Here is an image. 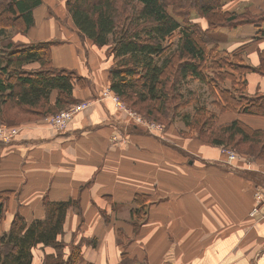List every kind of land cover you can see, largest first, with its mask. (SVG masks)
<instances>
[{
  "label": "crops",
  "instance_id": "1",
  "mask_svg": "<svg viewBox=\"0 0 264 264\" xmlns=\"http://www.w3.org/2000/svg\"><path fill=\"white\" fill-rule=\"evenodd\" d=\"M58 1L64 6L65 0ZM41 2L33 9L34 24L15 39L53 42L52 66L86 80L83 90L75 82L72 98L89 105L63 133L31 123L11 143L0 144V233L9 231L15 213L26 223L43 219V198L73 200L78 208L66 211L62 228L64 258L80 246L88 264H264V216L250 217L258 186L264 190V161L250 170L242 162L228 166L220 147L176 132L157 139L126 121L100 95L109 87L104 71L112 59L82 37L69 17L66 24L58 20L54 0ZM222 9L258 15L264 0H227ZM194 22L203 31L208 27L203 18ZM263 32L264 22L213 31L222 36L218 50L241 53L254 69L242 76L249 96L264 95ZM237 114L224 112L218 120L264 130V117ZM136 195L147 201L144 214L132 220ZM50 254L55 251L48 247L34 249L31 264H44Z\"/></svg>",
  "mask_w": 264,
  "mask_h": 264
},
{
  "label": "trees",
  "instance_id": "2",
  "mask_svg": "<svg viewBox=\"0 0 264 264\" xmlns=\"http://www.w3.org/2000/svg\"><path fill=\"white\" fill-rule=\"evenodd\" d=\"M221 3L222 0H176L174 3L167 0H65V8L82 37L99 48L107 47L113 58L107 75L109 90L130 108L141 110L143 106L152 120L157 116L158 119L179 117L185 128L215 147L259 143L264 154V130H253L239 120L214 128L216 115L205 105L192 104L199 101L196 93L188 87L182 89L181 82L191 78L208 86L207 94L213 99L211 106L220 113L231 111L264 117V95L249 96L242 79L246 72L254 69L245 63L225 66L215 57L219 50L213 34L221 27L264 22V18L258 20L264 12L255 15L257 18L249 13L243 20L236 12L224 11V3ZM41 4V0H0V21L7 16L11 22L8 26L13 27L18 21L23 30H28L34 24L33 9ZM170 5L176 8V14L168 12ZM192 14L205 19L206 30L188 18ZM3 27L7 26H1V31ZM52 44L51 41L37 42L10 51L0 47L2 115L7 110L13 111L7 113L9 117L32 114L40 105L57 110L74 101L73 85L80 79L72 71L52 66ZM226 54L243 61L242 54L237 51ZM34 63L38 64V69H25L26 65ZM209 68L212 74H208ZM225 81L229 86L222 84ZM52 91L57 92L53 105L49 103ZM190 104L192 115L178 116L177 111ZM261 159L264 161V157ZM146 201L144 195L134 197L138 207L130 212L132 220L144 214ZM42 207L44 218L30 223L18 213L14 214L9 231L0 233V264H31L32 251L38 247L55 251L44 257V264H88L83 261L80 246L72 247L64 258L63 223L69 208L77 210L76 201L43 198ZM2 215L0 203V221Z\"/></svg>",
  "mask_w": 264,
  "mask_h": 264
},
{
  "label": "rangeland",
  "instance_id": "3",
  "mask_svg": "<svg viewBox=\"0 0 264 264\" xmlns=\"http://www.w3.org/2000/svg\"><path fill=\"white\" fill-rule=\"evenodd\" d=\"M54 1L57 3L55 6V14H60V17L62 18V19H58V20L61 21L63 24H66L67 23L66 17L70 18V16H69L66 8H64L65 4L63 6L62 3H60V1H58V0H54ZM167 1H169V3L170 2L174 3V1H176V0H167ZM225 1H227V0H222V3H224ZM175 4L177 7H180V5L177 2H175ZM1 8H2V6H1ZM167 9H168L169 13H173V14L175 13L176 14V12H175L176 8L173 5H170L169 7H167ZM48 11H50V9H48ZM63 13H65L66 16H64ZM235 14H237V16L241 17V19L244 20L248 16L249 13H247L246 11L240 10V11L236 12ZM250 16L257 18V16H255V15H250ZM8 17L10 18V16H8ZM199 17L200 16L193 15V14L190 16L188 15V18L191 21L196 20ZM262 18H264V14H262L260 16V18H258V20H261ZM10 23L11 22L7 20V16H4V18H2V20L0 21V29H1V26H7V27H3V31L0 30L1 31L0 32V47H2L3 49L6 48V50L10 51V50H13L15 48H18L19 46H27V45L34 43L32 41L31 42H24L22 39L16 40L15 37L18 36V33H19V35H24L27 30H23V26L18 21L14 22L13 27H11L12 25L8 26ZM257 23L259 24L260 22H257ZM214 36H216V39L217 40L219 39V41L222 39V36L219 33H217V35H214ZM9 45H11V46L9 47ZM211 45H212L211 43H207L208 47H212ZM99 51H100V53L105 55L107 57V59H112V62L110 65V66H112L113 58L108 54L107 47L99 49ZM226 53H224V51L219 50L216 52L215 57L217 59H220V61L224 65L226 64L225 66H229L230 63H232L233 65H238L237 63L243 64V61H239L238 57H233V55L226 54ZM102 63H108V62L104 60ZM36 65L37 64L28 65L29 67L26 66L25 69L29 68L26 70H36L39 68V66L38 65L36 66ZM110 66L107 65L106 71H104L105 74H108V69ZM208 67H211V66H208ZM228 70L231 71V69H229V68H228ZM221 71H225V70L222 69ZM72 72H74L75 76L80 79L79 82L77 83V85L75 84V86H78L82 90L85 89L86 88V80L82 76L77 74L75 71H72ZM212 73H213L212 68H209L208 74H212ZM106 77H107V75H106ZM181 84H182V89H185L188 87L187 89L196 93L199 101H194L192 104L195 103L196 105H199V104L205 105V106L207 105L208 107L207 106L206 107H207L208 111L211 113H214L216 115V120L213 123L214 128L219 126V125H223V124H220L221 121L218 120V117L221 113L218 111V109L211 106V102L213 99L210 98L209 94H207L210 90L208 88V86H206L204 84L202 85L198 81L193 80L191 78H186V80L181 82ZM222 84L226 87L229 86L228 81H225ZM73 87H74V85H73ZM55 93H56L55 95L57 96V92H55ZM110 94H112V93L109 90V87L104 86L100 95H101L102 99L110 101L113 104L115 110L119 113V115L123 116L126 119V121H128L131 124L136 125L137 127H139L141 130H143L144 132H146L150 136L157 138V139H164V138L170 139L171 133L176 132L182 138H189V139L194 138V139L200 140L197 136V133L194 131H190L187 128H185V126L183 125V123L181 122L180 119H178L176 117L173 119H170V116H166V117H162L161 119H158V116H157L154 118L156 120H152L146 115V112H145L143 106L141 107V110L137 109V108H130L128 105H126L121 100H119L120 106H118L115 103H113V101H111ZM79 103L84 104V107H85L84 109H86L89 105V102H86V101L80 102V101H75V100L66 104L64 108L57 109V110L52 109L46 105L45 106L40 105L35 110V112L32 114L19 113V114H14V117H9V115L7 113L12 114L13 111L7 110V111L3 112V115H2V113H0V125H4L6 127H13V128L18 129V131H19L21 129V126L28 125L31 123L43 122L45 124L44 126L52 128L54 131H56L51 125V122H50L51 117L56 115L59 111L70 109L72 106H76ZM192 104H190L186 108L183 107V108L179 109L177 111L178 116L183 115L185 113L192 115V113H193V106H191ZM144 107H147V105ZM222 113H224V112H222ZM237 115L239 117H247V115H243V114H237ZM224 124H226V123H224ZM56 132L60 133L59 131H56ZM117 140H118V137L113 136L112 141H117ZM200 141H202L206 145H211L208 142H206V140H200ZM253 141L257 142L256 139H253ZM122 142L126 143L127 140L125 138H122ZM211 146H213V145H211ZM220 149L222 150V154H223V150L225 151V149H229V150L237 153L238 155H240L241 160L232 163V166H234L236 163L242 162V163H244V165H246L243 168L249 169V170H250L251 166L254 164V162L256 163L255 160H257V162L263 161L261 158L264 157V154H262L263 151H260V144L259 143H258V145H253L252 143H250V144H239L238 147H234L233 145H230V146H228V148L220 147ZM244 150H247V151L253 150L254 152H253V154H251V153H246ZM225 161H227L226 158H225ZM238 170H242V168H239ZM251 171H255V170L251 169ZM246 172H248V171L246 170ZM258 182L261 183L262 181L261 182L258 181ZM250 217L257 218V216H251V213H250Z\"/></svg>",
  "mask_w": 264,
  "mask_h": 264
},
{
  "label": "built area",
  "instance_id": "4",
  "mask_svg": "<svg viewBox=\"0 0 264 264\" xmlns=\"http://www.w3.org/2000/svg\"><path fill=\"white\" fill-rule=\"evenodd\" d=\"M112 93V92H111ZM110 99L116 105L120 106V99L115 94H110ZM84 104L79 103L76 106H72L70 109L59 111L56 115L51 117L50 122L52 127L59 131L60 133L66 130L67 123L72 119L73 115L82 111L84 109ZM65 129V130H64ZM18 132V129L13 127H6L4 125H0V144H9L14 139ZM223 154L226 156L227 165L231 166L232 163L240 161L241 156L237 153L225 149L223 150ZM258 191L254 194V207L251 211V216H264V190L263 187L258 186Z\"/></svg>",
  "mask_w": 264,
  "mask_h": 264
}]
</instances>
